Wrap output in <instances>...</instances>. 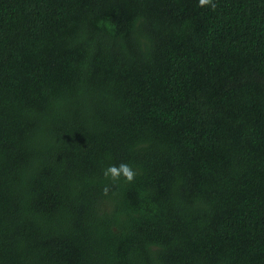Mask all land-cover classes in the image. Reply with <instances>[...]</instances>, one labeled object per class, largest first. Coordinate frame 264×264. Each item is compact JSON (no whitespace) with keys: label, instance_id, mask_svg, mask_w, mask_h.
<instances>
[{"label":"trees","instance_id":"trees-1","mask_svg":"<svg viewBox=\"0 0 264 264\" xmlns=\"http://www.w3.org/2000/svg\"><path fill=\"white\" fill-rule=\"evenodd\" d=\"M0 264H264V0H0Z\"/></svg>","mask_w":264,"mask_h":264},{"label":"clouds","instance_id":"clouds-1","mask_svg":"<svg viewBox=\"0 0 264 264\" xmlns=\"http://www.w3.org/2000/svg\"><path fill=\"white\" fill-rule=\"evenodd\" d=\"M199 2H200V5H205V4H208V3L210 2V0H199ZM120 172H122L123 175H124L128 180H132L134 173H133V171L131 170V168H130L128 165H126V164H122V165L120 166L119 171H118L117 168H115V167H110V168H108V169L106 170V172H105V175L107 176V175L111 174V176H112L113 178H116Z\"/></svg>","mask_w":264,"mask_h":264}]
</instances>
